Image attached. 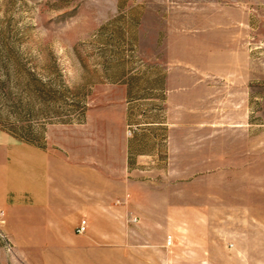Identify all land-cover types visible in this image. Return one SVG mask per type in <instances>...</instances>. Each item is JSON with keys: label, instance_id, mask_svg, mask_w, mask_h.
<instances>
[{"label": "rangeland", "instance_id": "obj_1", "mask_svg": "<svg viewBox=\"0 0 264 264\" xmlns=\"http://www.w3.org/2000/svg\"><path fill=\"white\" fill-rule=\"evenodd\" d=\"M23 140L109 197L82 235L0 208V264H264V0H0V145Z\"/></svg>", "mask_w": 264, "mask_h": 264}, {"label": "crops", "instance_id": "obj_2", "mask_svg": "<svg viewBox=\"0 0 264 264\" xmlns=\"http://www.w3.org/2000/svg\"><path fill=\"white\" fill-rule=\"evenodd\" d=\"M95 187H105L106 193L99 197L108 199L110 181L89 165L65 162L47 149L31 144L19 143L11 149L0 145V208L6 211L8 221H14L19 212L22 218L28 213L29 223L37 219L40 229H44L40 234L61 235L63 217L68 214L72 230L83 219L89 228ZM170 238L169 249L174 246L173 237ZM187 252L176 259L190 261L191 254ZM192 253V258L197 255L198 262L204 259V248L198 247L196 255ZM173 260L169 258V263Z\"/></svg>", "mask_w": 264, "mask_h": 264}, {"label": "built area", "instance_id": "obj_3", "mask_svg": "<svg viewBox=\"0 0 264 264\" xmlns=\"http://www.w3.org/2000/svg\"><path fill=\"white\" fill-rule=\"evenodd\" d=\"M135 221H136V219H134V222ZM87 229H88V223L86 220L83 219V220H81L79 226L77 227L76 232H77V234L82 235V234L87 232ZM171 244H172V239L169 238L167 246H171Z\"/></svg>", "mask_w": 264, "mask_h": 264}, {"label": "trees", "instance_id": "obj_4", "mask_svg": "<svg viewBox=\"0 0 264 264\" xmlns=\"http://www.w3.org/2000/svg\"><path fill=\"white\" fill-rule=\"evenodd\" d=\"M23 141H25V142H27V143H29V144H33V142H31L30 140H23ZM34 145V144H33Z\"/></svg>", "mask_w": 264, "mask_h": 264}]
</instances>
